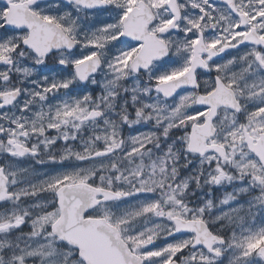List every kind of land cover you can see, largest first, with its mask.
<instances>
[{
    "label": "snow or ice",
    "instance_id": "obj_1",
    "mask_svg": "<svg viewBox=\"0 0 264 264\" xmlns=\"http://www.w3.org/2000/svg\"><path fill=\"white\" fill-rule=\"evenodd\" d=\"M0 264H264V0H0Z\"/></svg>",
    "mask_w": 264,
    "mask_h": 264
}]
</instances>
